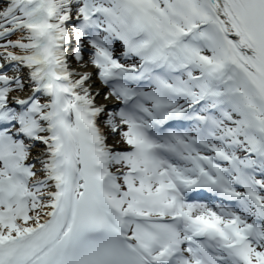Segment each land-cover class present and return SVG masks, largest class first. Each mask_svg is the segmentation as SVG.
Returning <instances> with one entry per match:
<instances>
[{"label": "snow or ice", "instance_id": "6c2138e0", "mask_svg": "<svg viewBox=\"0 0 264 264\" xmlns=\"http://www.w3.org/2000/svg\"><path fill=\"white\" fill-rule=\"evenodd\" d=\"M0 264H264V0H0Z\"/></svg>", "mask_w": 264, "mask_h": 264}]
</instances>
